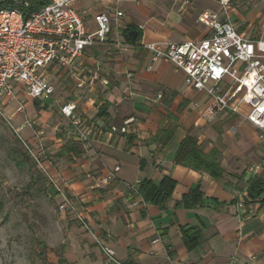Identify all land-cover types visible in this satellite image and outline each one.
<instances>
[{
    "label": "crops",
    "instance_id": "obj_1",
    "mask_svg": "<svg viewBox=\"0 0 264 264\" xmlns=\"http://www.w3.org/2000/svg\"><path fill=\"white\" fill-rule=\"evenodd\" d=\"M77 7L88 30L96 28L97 13L120 9L125 17L113 21L108 39L88 48L74 69L49 67L52 104L18 84L4 106L28 148L41 155L54 200L59 205L66 197L75 209L56 216L60 264H264V194L246 204L250 181L264 180V131L246 118L245 107L240 114L209 115L207 93L188 85L174 63L152 62L145 47L205 38L211 29L198 17L207 10L248 38H264V0H79ZM77 73L86 79L82 88ZM70 102L95 130L87 147L61 112ZM113 125L127 132H111ZM166 127L174 130L170 141H153ZM188 136L205 154L220 152V177L177 160ZM104 177L108 183L99 186ZM165 178L176 183L171 196L146 200L141 184L160 186ZM197 187L203 201L184 205ZM188 229L201 232L192 249L184 242Z\"/></svg>",
    "mask_w": 264,
    "mask_h": 264
},
{
    "label": "built area",
    "instance_id": "obj_2",
    "mask_svg": "<svg viewBox=\"0 0 264 264\" xmlns=\"http://www.w3.org/2000/svg\"><path fill=\"white\" fill-rule=\"evenodd\" d=\"M9 1L12 8L0 9V117L27 146L11 116L4 111L6 98L15 95L18 84L33 99L53 97L55 87L48 77L49 67L55 64L74 69L88 48L108 39L113 21L123 19L125 12L117 9L114 13H97L96 28L88 30L77 7L79 0H50L36 10H31L32 2L41 0ZM198 20L211 29L210 35L200 40L145 44L152 54L151 61L167 60L183 70L187 84L210 97L209 115L223 111L240 114L245 107L246 118L264 131V38L240 34L230 20L220 19L212 10L202 12ZM74 77L78 88L86 84L79 73ZM22 109L20 105L17 111ZM61 112L75 127L79 142L87 147L95 130L79 114L77 104L65 103ZM110 131L125 133L127 128L113 125ZM30 153L46 173L41 155L31 150ZM119 169L117 166L115 171ZM52 182L63 193L53 179ZM107 183L108 178L104 177L98 184ZM239 207L244 208L245 202H239ZM58 208L75 212L66 197ZM77 218L86 225L81 214ZM101 247L110 258L114 257L112 248Z\"/></svg>",
    "mask_w": 264,
    "mask_h": 264
},
{
    "label": "rangeland",
    "instance_id": "obj_3",
    "mask_svg": "<svg viewBox=\"0 0 264 264\" xmlns=\"http://www.w3.org/2000/svg\"><path fill=\"white\" fill-rule=\"evenodd\" d=\"M49 181L0 117V264H60L59 208Z\"/></svg>",
    "mask_w": 264,
    "mask_h": 264
},
{
    "label": "trees",
    "instance_id": "obj_4",
    "mask_svg": "<svg viewBox=\"0 0 264 264\" xmlns=\"http://www.w3.org/2000/svg\"><path fill=\"white\" fill-rule=\"evenodd\" d=\"M50 0H41L32 2L31 10H36L43 4ZM13 5L9 0L0 2L1 8H12ZM30 10V11H31ZM139 36V34H138ZM128 37V35H127ZM136 40L137 38H130ZM173 129L168 127L159 131L154 137L153 141L166 145L173 136ZM75 154L80 152V149H75ZM220 152L214 149L211 153L205 154L197 147L196 139L188 136L180 144L177 152V160L185 166L194 168L196 170H205L213 177H220L223 169L219 164ZM175 181L165 178L160 186H154L150 182L144 181L141 184L140 192L143 197L152 203H162L168 199L175 187ZM264 194V180L260 177H254L247 187L246 204L258 200ZM203 201V196L199 188H195L184 196L182 202L188 207H192L197 203ZM184 242L189 249L194 248L200 238L201 232L198 229H188L183 232Z\"/></svg>",
    "mask_w": 264,
    "mask_h": 264
},
{
    "label": "water",
    "instance_id": "obj_5",
    "mask_svg": "<svg viewBox=\"0 0 264 264\" xmlns=\"http://www.w3.org/2000/svg\"><path fill=\"white\" fill-rule=\"evenodd\" d=\"M129 35L132 36V37H135V36L137 35V32H136V31H131V32L129 33Z\"/></svg>",
    "mask_w": 264,
    "mask_h": 264
}]
</instances>
